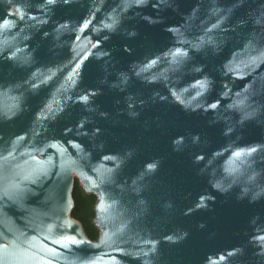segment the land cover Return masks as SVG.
I'll use <instances>...</instances> for the list:
<instances>
[{"label": "water", "instance_id": "1", "mask_svg": "<svg viewBox=\"0 0 264 264\" xmlns=\"http://www.w3.org/2000/svg\"><path fill=\"white\" fill-rule=\"evenodd\" d=\"M0 264H264V0H0Z\"/></svg>", "mask_w": 264, "mask_h": 264}, {"label": "trees", "instance_id": "2", "mask_svg": "<svg viewBox=\"0 0 264 264\" xmlns=\"http://www.w3.org/2000/svg\"><path fill=\"white\" fill-rule=\"evenodd\" d=\"M75 207L72 212L74 218L80 220L89 237L93 240H97L100 235V231L94 223V218L96 216L95 205L97 202V197L94 194H87L77 179L75 190Z\"/></svg>", "mask_w": 264, "mask_h": 264}]
</instances>
